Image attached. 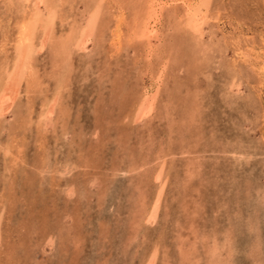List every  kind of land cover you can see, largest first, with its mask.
<instances>
[{
	"label": "rangeland",
	"instance_id": "374dc122",
	"mask_svg": "<svg viewBox=\"0 0 264 264\" xmlns=\"http://www.w3.org/2000/svg\"><path fill=\"white\" fill-rule=\"evenodd\" d=\"M213 2L200 37L163 9V39L151 38L162 44L158 53L145 49L146 40L144 45L123 41L115 51L107 38L114 13L103 16L107 25H97L90 52L68 57L69 74L54 64L48 48L37 53L35 76H22L13 104L0 115V264H208L213 242L219 264H264V100L246 66L240 88L229 86L233 48L222 38L230 22L250 32L256 37L249 45L257 47L260 61L264 0L225 1L220 14ZM76 3L79 10L85 6L83 0ZM220 20L223 31L214 23ZM6 29L11 39L2 38ZM55 29L52 43L67 25ZM196 37L227 46L224 53L213 43L205 56L191 54L187 44ZM13 38L1 21L0 72L12 66ZM163 62L158 108L140 120L134 102ZM52 96L56 109L38 128L36 120ZM187 111L194 112L195 126ZM181 117L192 132L184 130ZM10 131L17 136L13 142ZM162 158L171 168L156 220L147 222L142 212L154 200L153 173ZM178 233L188 238L184 245L175 238Z\"/></svg>",
	"mask_w": 264,
	"mask_h": 264
},
{
	"label": "bare ground",
	"instance_id": "6f19581e",
	"mask_svg": "<svg viewBox=\"0 0 264 264\" xmlns=\"http://www.w3.org/2000/svg\"><path fill=\"white\" fill-rule=\"evenodd\" d=\"M78 1H81V0H0V2L3 5L2 11L4 10V12L6 11L8 13L7 17H5V19H3L2 15H0V23L2 21L5 28L9 27V28H11V31H13V37H14L13 39L14 40L12 39L13 43H11V45L13 46L12 49H14V52H15L13 55L12 66L10 65L11 68L6 69V67H3V66L1 67L2 69H4L0 72V85H1V87H0V115L1 116L3 114L2 112L6 111V109L10 108L11 103L13 104V102L16 98V95L18 93V89H19L17 87V82L22 78V76L26 75V74H30V73H32L35 76V73L37 71L35 72V70H34L35 68L33 67V64H34V61L36 59V55L39 51H41L42 49L46 50L48 48L51 54H55L54 55L56 57V61L54 60L55 65L59 64L60 68L65 66V67H67L66 69H68V68L70 69V67H68L69 66V62L67 61L68 57L73 58V56L76 54L73 51L77 52L78 54H81L82 57L84 54H86L87 51L90 52V49L88 48L89 42L93 41L96 38L95 36H96L97 25L100 29L103 27V24L105 23V22L103 23V21H104L103 16L105 15V13H114V16L112 15L113 16V23H111L112 28H110L111 31L109 32L107 38L110 41V43H109L110 46L115 48L114 49L115 51H118L120 49L121 43L123 41H127V43L131 42V41H137L139 44L144 45V41L146 40L145 46H148V47L147 48L144 47V48L147 49V51H149V52H157L158 53V51L160 52V49L162 48V44L159 46L160 43H158V44L152 43L151 38L152 37L153 38H159L158 40L163 39L160 35V33H161L160 28L161 27H159L160 26L159 20L161 19L163 9L168 11V15L170 17L173 18L174 16H176L174 18V22L177 21L176 24L183 23V25L187 29L194 31V34L196 33L197 37H200L204 31V23L207 21L208 18H210L208 16L207 12L209 11L211 2H213L212 0H83V2H85V6L81 9L82 10L81 11V10H79V7H78L79 4L76 5L77 4L76 2H78ZM225 1L227 3L230 2V0H218V1L215 0L213 2L214 6L217 8L218 14L221 13V11H220L221 6L219 4H221ZM2 5L0 4V8ZM104 8H105V10H104ZM74 9H75V11L77 10L76 13H73ZM80 11H81V13H79ZM0 13H2V12H0ZM238 13H239V11H238ZM76 14H79L82 16L76 17ZM57 19H58V21L60 20V22L56 26L55 23H56ZM105 20H108V19H105ZM220 21L222 22L221 23L222 25L218 24L216 22H214V23L216 24V26L218 28H220L221 31H223L224 28H226V25L224 23V20H220ZM105 24L107 25V22ZM229 24L231 26L227 27L228 31L225 29L226 34L223 35V37H222L225 42L230 40V42H228V43L230 44L231 48H233L232 54L230 55L232 65L229 66L230 72H231V74L229 73L230 74V76H229L230 82H231L229 84V86L232 87L233 85H235L238 88H240L239 86L242 84L241 83L242 82L241 81L242 76L244 74L247 75L246 74L247 72L244 73L242 71L243 69L241 68V66L242 67L246 66L249 69V71L251 72V74H253L251 76L254 77V81L256 83L254 86V89H255L254 91L257 92L258 99L260 98L263 101L264 100V57L263 56L264 55H262L261 60L259 61L258 60L260 58L259 55L255 54L257 47L254 46V43L253 44L251 43L249 45L251 38H255L256 36L253 37V35H250V32H248L249 34H247L245 31H242V29H240L238 27V25L233 26V24L231 22ZM61 25H67L66 31L61 34V36H63V37L61 39H59L58 41H56L55 43H52L51 40L55 39L53 36L56 35L55 33H57V31H58V30L56 31L55 27L59 29V27ZM7 31H8V29H6V33L4 32V35H2V38H8V35H9V38L11 39V37H10L11 33L8 34ZM261 33H263V32H261ZM211 35H212V33H211ZM101 36L102 35H99V37H101ZM197 37L194 38V44H191V43L187 44L188 46L192 47L191 54H193L195 52L196 54H200V55L205 56L206 53L207 54L209 53V50L213 46V43L215 46V44H218L220 42V41L219 42L215 41L213 38L209 39V37H208L207 42H203V40H201L200 38H197ZM222 38H220V39H222ZM211 39L213 40V42ZM148 40H149V42H148ZM261 42H263V46H264V41H261ZM222 43L224 44V46H222L221 43H219L218 45H220L221 52L224 53L223 48L225 49V47L227 45L224 42H222ZM155 44H156V47H155ZM258 44L259 43H257L256 45L258 46ZM3 47H5V46H3ZM140 48L141 47L138 48L137 54H140V52H141ZM262 48H263L262 46H259V49H262ZM92 50H94V49H92ZM262 50H264V49H262ZM47 51L48 50H46V52ZM137 54H136V56H137ZM9 56H8V58H9ZM49 57H51V56H49ZM52 57H53V55H52ZM80 57H78V58L80 59ZM11 59H12V57H11ZM39 59H40V61H42L40 57H39ZM84 59H85V57H84ZM217 59H215V60H217ZM0 60H1V58H0ZM86 61L87 60H85V62ZM166 61H167V58H166ZM228 61L225 60L224 62H228ZM238 61L241 62L242 65H238ZM235 62H237V63L235 64ZM62 63H63V65H62ZM166 63L163 62L162 65L157 69L158 73H157V78L155 79V81H153V83H151L147 88L142 89L139 92V95L136 93L138 95V97L136 96L137 99L136 100L134 99L135 100L134 107H135V112H136V118H139L140 120L144 119L147 116L151 115L153 113V111L157 110L158 100H160V97L162 95L161 90L164 87L163 86L164 79L161 77L162 72H163L162 69H164V67L166 66ZM10 64H11V62H10ZM49 64H50V62H49ZM228 64H229V62H228ZM36 68H38V67H36ZM69 69L67 71L64 69L65 72H67L66 75L69 74ZM49 70H51V69H49ZM52 70H53V68H52ZM60 71H62V68L60 69ZM49 72H48V74H49ZM54 74H56V73H54ZM60 76H62V75L60 74ZM24 77L26 78V76H24ZM39 79H40V77H39ZM23 80H22V82H24ZM47 80H49V79L47 78ZM65 84H67V83H65ZM58 87H60V83L58 84ZM57 93H58V91H57ZM38 96H40V95H38ZM54 97H56V96H52V98L48 99L49 102H47V104L44 103L45 104V106H43L44 110L39 115L40 117H39L38 121L36 120V124L38 125L37 126L38 128L40 126L39 123L42 122V125L44 124L42 119L52 116L53 112L55 111L57 104H56V100L54 101ZM56 98H58V95ZM43 99L47 100V97L46 98L43 97ZM132 105L130 104V107ZM194 105H195V103H194ZM162 108L167 114H170L169 109H168V104H163ZM187 112L190 115V118H188V119H192V122H190V125L195 126L193 123L194 120L192 117L194 112H192V111H187ZM26 117L27 118H26L25 122L27 124H30L31 120H33V119H31V115L27 113ZM185 119H186L185 117H181V123L180 124H183L182 121ZM25 122L22 121L21 124L26 125ZM190 125L183 124L184 130L185 131L191 130V132H192ZM187 127H188V129H187ZM10 134H11L10 140L12 142L15 141L17 138L16 133L13 131L12 132L10 131ZM181 146L183 147V145H181ZM18 147H20V146H18ZM4 149H5V151L7 150V148H4ZM171 160H172V157H171ZM49 162H52V161H49ZM49 162L46 161V163H48V164H49ZM65 164H67V163H65ZM47 167L48 166H46L45 168H47ZM63 168L65 169L66 167H63ZM170 168H171V164L169 162H167L166 159L162 158L159 161V164L156 166L155 172L153 173L155 180L158 182V184H157V190L155 191L154 195H152V196H154L153 202H151V204L148 206L147 210L143 209V212H142V215L144 216L142 218L143 219L145 218L147 222H154L156 220L155 218H156L157 213L159 212V209H160L159 202L164 197L163 196V189L165 187L164 186V184H165L164 178L170 172ZM46 171H47V169H46ZM191 173H193V172L191 171ZM11 176L13 177V175H11ZM100 191H102V189ZM139 192H140V190H139ZM142 200H144V199H142ZM182 205L183 204H180V206H182ZM199 205H197V208L202 206V205H200V206ZM146 215H149V216H146ZM250 225H253V224H250ZM190 226H192V224ZM255 226H256V224H255ZM202 230H204V228ZM247 231H249V230H247ZM0 236H1V232H0ZM256 236H258V234ZM5 237H6V235H5ZM175 238L180 239L181 244L184 243V240H186V239L188 240V238H185V235H183L182 233H178L177 237H175ZM197 238H199V237H197ZM48 239H51V238L49 237ZM60 242H62V241H60ZM257 242H258V240H257ZM190 243H192V242H190ZM182 245H184V244H182ZM216 245L217 244L215 242L209 244L210 247H208L209 248L208 253H209L210 257H208V260H207L209 262L208 264H219L218 258L221 256L218 255V253H219L218 248L219 247H217ZM227 245L229 246V244H227ZM252 248H253V246H252ZM229 250H231V249L225 250L226 251L225 253H227L226 255H228V256H230V254H228ZM257 253H259V252H257ZM52 254H53V252H52ZM40 255H41V253H40ZM38 257L39 256H37V258ZM49 258H51V257H49ZM39 259H40V257H39ZM229 260H231V258H229ZM7 262H9V261H7ZM11 262H13V261H11ZM0 263H1V261H0ZM41 264H44V263H41ZM148 264H150V262H148Z\"/></svg>",
	"mask_w": 264,
	"mask_h": 264
}]
</instances>
